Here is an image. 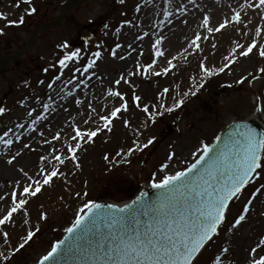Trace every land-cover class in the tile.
Returning a JSON list of instances; mask_svg holds the SVG:
<instances>
[{"label":"rangeland","instance_id":"rangeland-1","mask_svg":"<svg viewBox=\"0 0 264 264\" xmlns=\"http://www.w3.org/2000/svg\"><path fill=\"white\" fill-rule=\"evenodd\" d=\"M66 2L0 0V59L22 50L39 25L57 20ZM174 4L181 33V28L167 30L174 24ZM249 4L258 0H92L69 11L57 28L39 34L24 56L0 71V219L13 206L19 209L0 225V264L35 263L75 223L85 203H126L192 165L226 124L246 120L258 108L264 115V57L258 52L264 47V12ZM237 12L244 22L249 16L252 21L251 28L240 24L234 35L249 34L250 41L222 65L210 66L211 38L224 36L233 23L209 32L203 18L215 29ZM197 35L199 47L193 43ZM178 40L190 45L170 58L206 65L187 85L169 92L167 72L157 63L169 42ZM253 41L257 49L242 56ZM72 52L79 57L61 67ZM114 92L120 97L110 94ZM116 108L121 111L105 127L101 117ZM76 129L96 130L97 136L92 142L77 141ZM51 171L58 175L43 184ZM28 186L41 191L25 197L22 190ZM19 199L27 200L22 209ZM261 203L257 215L247 220ZM242 214L245 220L233 227ZM213 238L194 264H214L223 249H228L226 264H251L264 256V245L258 243L264 239V165L231 202Z\"/></svg>","mask_w":264,"mask_h":264},{"label":"snow or ice","instance_id":"snow-or-ice-1","mask_svg":"<svg viewBox=\"0 0 264 264\" xmlns=\"http://www.w3.org/2000/svg\"><path fill=\"white\" fill-rule=\"evenodd\" d=\"M120 2L123 3L124 0H120ZM254 6L264 12V0H258L257 5H248L249 8ZM32 11H35V9H32ZM20 22L22 23L23 20L21 19ZM229 23L240 25L244 21L241 14L237 12L234 18L226 20L213 29L209 27V18L207 16L203 18V26L209 32L213 30L219 32L227 27ZM200 39L201 37L197 35L193 43L196 44V41ZM196 47H199V45L196 44ZM254 49H257L255 41L240 54L246 57ZM258 52L261 57H264V47L258 48ZM157 55H163V53L157 50ZM78 57V52H72L60 61L61 67H66V61H74ZM165 71L168 70L165 69ZM204 71L207 72L208 69H204ZM261 71L264 72V69H261ZM156 75H160V73L158 72ZM116 83L119 84L120 81L118 80ZM110 94L117 97L121 95L119 92ZM121 99L123 98L121 97ZM136 99L139 100L140 97H136ZM182 103L183 101H180V104ZM144 110L145 112L148 111L147 108ZM120 111V108H116L110 113V116L101 117L105 122V127L112 124L113 118H116ZM3 112L4 109L0 108V114ZM96 136V130L81 131L76 129L73 139L92 142V139ZM55 138L58 139L59 137ZM4 142L9 145L12 143V141ZM151 143L152 141L149 140L148 144ZM148 144H145L144 147H147ZM79 146L80 144L77 143L76 147L79 148ZM69 151L74 152L75 149H69ZM212 151V149L205 146L203 155L187 171L169 175L163 179L162 183L153 184L154 188L165 189L166 191L160 195V206L157 209L158 218L153 223L148 224L146 230L141 231L139 225L131 227L130 230L125 226L126 214L130 213L127 206L125 208L108 206L113 213L108 222L109 227L115 229V232L108 237L110 243L107 246L99 245L100 251L105 257L103 264H193L194 258L217 234L218 227L225 219V212L230 200L241 193L242 188L250 181L251 177L264 165V160L261 158V152H264V138L257 139L256 133L252 130L242 133L241 138L235 142L230 152H221L219 156L214 158L209 155ZM105 158L107 159V157ZM56 159L60 160V157L57 156ZM72 159L75 160L76 156L73 155ZM60 162L63 163V161ZM201 169H203L202 172ZM196 173L201 174L196 180H193L191 177L195 176ZM57 175V171L44 174L42 183L49 184ZM213 181L217 183L223 181V184L221 187L216 188L212 183ZM36 183L39 184L40 182L37 181ZM189 185L191 186L190 199L192 204L190 211L185 214L175 208L173 201L175 200V193ZM22 191L25 197L35 196L41 191V188L28 186L24 187ZM18 203L20 209H22L27 200L19 199ZM18 210L17 207L13 206L11 211L3 219H0V225L9 222ZM102 210V205L85 203L84 207L80 209L81 214L78 215L74 225L67 229L69 237L66 239L68 241L79 239L90 224L95 225L97 218L102 215ZM173 211L175 214H173ZM85 212L87 215H84ZM246 212L247 209H245ZM192 213H195V215L193 216ZM244 220L245 215H240L233 227L240 225ZM32 235V232L28 233L29 240ZM258 243L264 245V239H261ZM20 247L22 248L24 245L21 244ZM65 247L70 249L71 243L69 242ZM60 249L61 244L54 246L51 252L41 261V264H45L46 261H54ZM223 251L227 253L228 249H223ZM251 252L255 256L256 249H251ZM216 264H220V261L217 260ZM251 264H264V256L253 258Z\"/></svg>","mask_w":264,"mask_h":264},{"label":"water","instance_id":"water-1","mask_svg":"<svg viewBox=\"0 0 264 264\" xmlns=\"http://www.w3.org/2000/svg\"><path fill=\"white\" fill-rule=\"evenodd\" d=\"M89 1L90 0H68L67 4L65 5L61 13V16L57 19V21L52 23H46L44 25L39 26V28L35 30V33L31 37L32 39L28 44L25 45L23 50L15 53L13 56H8V57H4V59H0V70H4V68H9L13 66L15 60L18 57L24 55L25 52L36 43L38 39L37 38L38 35L41 32L46 31L47 29L57 27V25L60 24L65 19V17L67 16V12L70 9L78 7L81 4H86ZM249 130H252L256 133L257 139L264 138V126L259 118L254 119L251 117L245 121L236 120L227 124L215 136L214 138L215 140L209 145H207L209 149L213 150L212 152L209 153V155L215 158L219 156L221 152H230L233 149L235 142L241 138V134ZM202 155L203 152L194 161V163H196V161ZM262 155L263 152H261V158ZM205 167H207V165H205ZM187 170L188 169L184 171ZM202 171L203 169H201V172ZM221 171H223V169H221ZM200 174L201 173H196V175L191 178L193 180H196ZM212 183L215 185L216 188H219L222 186L223 181H221L220 183L213 181ZM247 184L242 188V190L247 186ZM165 191H166L165 189L154 188L152 184V186L147 187L146 189L142 190L138 195L133 197V199H131L130 202L125 203L123 205L119 206L112 202H105V201H100L96 203L102 205L103 210H102V215L97 218L95 225L90 224L88 228L82 233L79 239H75L72 241H68L66 239L67 237H69V233L67 232L68 228H67L66 231L64 232V235L54 244V246H56L57 244H61V249L59 254L57 255L54 261H46L45 264H103L105 257L102 255L99 245L103 244L107 246L110 243L108 237L110 235H113L115 232V229L109 227L108 222L111 216L113 215V213L108 206L112 205L114 208H125L127 206L130 209V213L126 214L125 226L130 230L131 227L139 225L141 231H144L146 230V226L148 224L153 223L158 218L157 209L160 206V195L162 192ZM190 197H191L190 185L187 187H183L181 190H178L175 193V200L173 201L175 208L187 214L190 211L192 204ZM205 199L207 198L205 197ZM232 200H230V202ZM230 202L226 209L225 214L227 213V210L230 206ZM173 214H175L174 211ZM192 214L193 216L195 215V213ZM84 215H87V213L85 212ZM219 228L220 226L218 227V230ZM69 242L71 243V248L67 249L65 245H67ZM51 250L52 248L47 253H45V255L39 259V261L35 262V264H41V261L44 260V257L47 256L51 252ZM203 250L204 249H202L198 253V255L194 258L193 264Z\"/></svg>","mask_w":264,"mask_h":264},{"label":"bare ground","instance_id":"bare-ground-1","mask_svg":"<svg viewBox=\"0 0 264 264\" xmlns=\"http://www.w3.org/2000/svg\"><path fill=\"white\" fill-rule=\"evenodd\" d=\"M173 15H172V20H174V24L170 25L167 30H171L174 33H176V28L178 30V28L182 30V25H180L182 23V21L180 20V13H178V9L175 8L176 4L173 5ZM246 17H248L249 15H245ZM251 17L249 16L248 20L246 22L243 23L242 28H251ZM234 24V23H233ZM232 26H228L226 28V30H223L225 35L222 37H216L217 39L211 38L210 40V52L209 55V59H208V63L210 64V66H219L223 64V59L227 56L233 55V53H236L238 51V49L243 45L244 43L250 41L249 39V34H243V37H238L237 35H234V31L236 29V32L239 29H242L240 25H236L234 24ZM229 25V24H228ZM253 25V23H252ZM170 46H167L164 51L167 52L165 53L166 56L163 59H160L159 62L157 63V67L161 68L163 67L164 70L165 69H170L167 71V73L165 74L166 78H165V82L166 86H168L169 92H175L178 89H180V87H182V85H187L189 82H191L195 77H197V73L199 71H201V69H203L206 65L205 62H202V64L200 65V62H195L193 61L190 65H186L185 61H182L180 63L177 62L176 59H172V57L170 58L168 56V54H175L178 50L182 49L184 47V49H187L190 45V42H187L185 44H181L180 40H178L177 42H169ZM174 49H176V51L174 52ZM156 67V69H157ZM171 67V68H170ZM166 72V71H165ZM160 73V72H159ZM162 73V72H161ZM160 73V74H161ZM156 76H160V75H156ZM98 84H94V86H97ZM163 95L157 97L158 99L155 98L154 102L156 104V106H159L161 104L160 100L162 99ZM254 119H260L261 115L260 112L258 111L257 114H254L253 116ZM3 157V155H1L0 153V158ZM262 203L260 205H257L256 208H252L251 211L249 212V217L247 220L252 221L253 217H255L257 215V211L260 210V208ZM256 212V213H255ZM228 256L229 254L225 253L222 254L218 260L220 261V264H226L225 262L228 260ZM217 262V261H216ZM216 262L214 264H216Z\"/></svg>","mask_w":264,"mask_h":264}]
</instances>
